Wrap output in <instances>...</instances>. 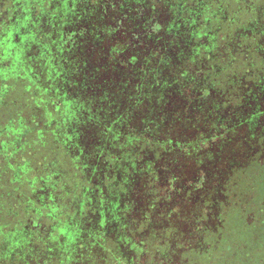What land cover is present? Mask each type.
<instances>
[{
	"label": "trees",
	"instance_id": "trees-1",
	"mask_svg": "<svg viewBox=\"0 0 264 264\" xmlns=\"http://www.w3.org/2000/svg\"><path fill=\"white\" fill-rule=\"evenodd\" d=\"M194 1L0 0V264H86L81 229L61 217L89 215L91 168L113 166L100 185L112 194L118 169L173 144L172 130L242 115L235 68L257 82L264 63L233 55Z\"/></svg>",
	"mask_w": 264,
	"mask_h": 264
},
{
	"label": "flooded vegetation",
	"instance_id": "flooded-vegetation-1",
	"mask_svg": "<svg viewBox=\"0 0 264 264\" xmlns=\"http://www.w3.org/2000/svg\"><path fill=\"white\" fill-rule=\"evenodd\" d=\"M199 5L202 24L215 36L225 35L233 55L251 49L248 55L264 63V0H205ZM249 67L250 75L255 64ZM235 69L242 115H203L195 127L172 130L174 143L150 152L148 164L135 158L129 172L118 169L112 194L100 185L112 178L113 166L103 163L95 176L89 168L96 183L88 223L95 221L97 239L121 264H264V74L256 82L242 75V67ZM224 119L230 120L227 129L219 124ZM245 130L251 134L245 153L226 149L233 134ZM135 163L144 172L139 183ZM246 216L252 219L249 228Z\"/></svg>",
	"mask_w": 264,
	"mask_h": 264
},
{
	"label": "rangeland",
	"instance_id": "rangeland-1",
	"mask_svg": "<svg viewBox=\"0 0 264 264\" xmlns=\"http://www.w3.org/2000/svg\"><path fill=\"white\" fill-rule=\"evenodd\" d=\"M249 133L250 132L245 130V131H239L238 133L233 134V137L229 139L227 142L226 149L232 150V151H239L242 154L245 153L246 147L247 145H249V141L251 138V134ZM138 155H139L138 159L141 158L138 161L139 162L143 161L145 164H148V162L151 160V157L153 156V155L152 156L150 155V152H147V153L142 152L141 154H138ZM190 165H192V163L187 164V166H190ZM142 169L143 168L140 166V164H137L138 171H136L135 174L133 175L134 177H136L135 182L137 183H139V180H142L144 177V172L142 171ZM120 174L122 175L123 172H120ZM123 176L125 175L123 174ZM93 181L96 183V180H93ZM130 192H133V189H131ZM43 194L47 195L46 193H43ZM86 195H88V193ZM64 213L65 215L61 217V219L63 220L64 222L63 224H64V227H66V229L72 227V225L81 229L78 232V234H79V237H82V239H80V242L85 245L84 251L86 252L87 257L84 258V262L86 264H121L122 263L120 262L119 258H116L113 255L111 257L108 250L105 249L103 245L101 244V242H99V240L97 239L98 231H97V227L95 226V221H91V223H88L93 213H88L91 215L90 217L88 216L86 218L84 217V215L72 216L67 211H65ZM178 217H181V216H178ZM244 219L245 221L249 222L248 224H245L244 222L245 227L249 228L251 226L250 222L252 221V219H250L247 216ZM176 221L180 224H183L182 219L177 218ZM63 229L65 228H62L61 230ZM48 231H54L53 227L52 226L49 227ZM57 236H60V237L52 239L48 235L47 240L49 241L50 247L51 248L53 247L52 251L59 252L58 248L60 249L62 248L63 242L65 241L63 240L62 237H65V235L63 232H59ZM128 247L129 246H124V250H129ZM73 249L72 250L70 249L68 253L71 254L72 256L74 254V258H75V255L77 253L78 254L80 253V249H77V251L76 250L73 251ZM46 254L47 252L44 254L42 252L39 253V256H37L39 257V262L42 263L47 258ZM132 261L133 259L129 260L130 263Z\"/></svg>",
	"mask_w": 264,
	"mask_h": 264
}]
</instances>
